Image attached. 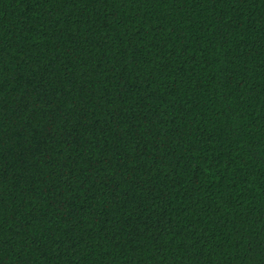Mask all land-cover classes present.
Here are the masks:
<instances>
[{"label":"trees","instance_id":"16d2710c","mask_svg":"<svg viewBox=\"0 0 264 264\" xmlns=\"http://www.w3.org/2000/svg\"><path fill=\"white\" fill-rule=\"evenodd\" d=\"M0 264H264V0H0Z\"/></svg>","mask_w":264,"mask_h":264}]
</instances>
